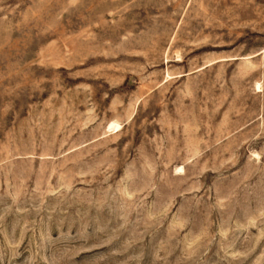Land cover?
I'll use <instances>...</instances> for the list:
<instances>
[{
  "label": "rangeland",
  "instance_id": "rangeland-1",
  "mask_svg": "<svg viewBox=\"0 0 264 264\" xmlns=\"http://www.w3.org/2000/svg\"><path fill=\"white\" fill-rule=\"evenodd\" d=\"M0 264H264V0H0Z\"/></svg>",
  "mask_w": 264,
  "mask_h": 264
}]
</instances>
